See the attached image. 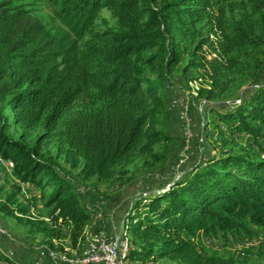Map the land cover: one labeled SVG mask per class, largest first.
<instances>
[{
	"label": "trees",
	"instance_id": "1",
	"mask_svg": "<svg viewBox=\"0 0 264 264\" xmlns=\"http://www.w3.org/2000/svg\"><path fill=\"white\" fill-rule=\"evenodd\" d=\"M51 1L65 28L57 32L22 7L0 4V158L10 161L22 184L51 188L45 206L53 224L43 222L40 230L60 240L71 227L69 244L80 251L91 215L58 158L42 156L39 144L58 142L59 153L81 168L84 179L107 180L136 158L156 157V145L167 137L159 120L164 101L160 81L146 76L147 65L169 69L179 63L176 40L182 37L195 43L194 56L205 46L213 56L198 62L210 84L201 90L209 102L231 87L230 75L261 77L264 0L234 4L236 19L218 0ZM103 10L110 11L113 25L106 19L105 27L97 24ZM4 109L23 137L45 132L36 147L7 134ZM212 112L232 133L264 139V82L234 107ZM0 211L33 223L7 204ZM253 227L264 228V159L209 156L169 189L150 192L131 208L124 228L133 243L126 259L264 264L201 245L203 237L218 234L248 237Z\"/></svg>",
	"mask_w": 264,
	"mask_h": 264
},
{
	"label": "rangeland",
	"instance_id": "2",
	"mask_svg": "<svg viewBox=\"0 0 264 264\" xmlns=\"http://www.w3.org/2000/svg\"><path fill=\"white\" fill-rule=\"evenodd\" d=\"M218 1L221 6H225L228 18L236 19L240 11H231L232 6L245 0ZM3 3H9L12 9L22 7L28 16L42 20L52 32L65 29L55 15L58 6L51 0H0V4ZM104 19L110 25L115 23L108 10L100 13L97 24L105 27ZM203 32L205 34L208 31ZM176 42L180 52L179 63L169 69L163 67L164 65L146 67V76L160 81V93L164 101L159 120L167 137L156 145V157L136 158L126 167H117L112 178L107 180L96 177L84 179L80 176L81 168L74 167L67 161L66 155L59 153L58 142L45 140L39 144L42 156L58 158L66 178L79 193L87 212L93 216L102 214V220L97 225L105 227L108 232H118L123 224L125 226L126 215L138 200L148 196L150 192L169 189L187 171L202 160L206 161L209 156L230 152L264 159V139L250 138L245 132L232 133L224 122L218 120L216 113L212 112L213 109L224 111L247 98L264 82V71L256 79L251 76L230 75L227 79L231 81V87L224 93H218L209 102L207 92L202 93L201 90L209 89L210 84L206 82L198 62L203 60L204 55L212 59L210 49L205 46L194 56L195 43L191 44L190 39L183 40L178 37ZM4 116L9 119L6 131L10 137L24 141L32 147L37 146L38 137L45 132H34L25 138L22 131L12 123V114L8 109H4ZM0 159V207L7 204L25 220L33 222L31 225L20 223L0 211V264H32L39 257L47 260L50 255L59 257L61 261L78 264L83 249L95 234L92 221L84 231L80 251L72 249L69 244L71 227L63 229L60 240L51 239L40 230L43 222L48 227L53 224L51 209L45 206L51 188L22 184L14 175L10 161ZM22 209H27L28 212L23 213ZM121 231L120 234L125 233V228ZM253 233L235 240L218 234L209 238L203 237L200 241L203 248L211 253L241 257L243 262H264V228L253 227ZM128 234L129 241L133 243L131 234ZM246 238H249L248 242L244 243ZM132 247L133 250L134 247L137 249L136 246ZM47 263H54V260H47ZM130 264L177 263L168 259H154L147 262L131 261Z\"/></svg>",
	"mask_w": 264,
	"mask_h": 264
},
{
	"label": "built area",
	"instance_id": "3",
	"mask_svg": "<svg viewBox=\"0 0 264 264\" xmlns=\"http://www.w3.org/2000/svg\"><path fill=\"white\" fill-rule=\"evenodd\" d=\"M101 220L102 214H95V236L92 238V243H89L88 252L81 264H117V255L124 253L120 241V230L113 233L108 232L105 227L97 225ZM248 239L246 238L244 243H247ZM47 260H54L51 264H72L65 260L61 261L54 255L48 256ZM47 260L41 256L32 264H48Z\"/></svg>",
	"mask_w": 264,
	"mask_h": 264
},
{
	"label": "bare ground",
	"instance_id": "4",
	"mask_svg": "<svg viewBox=\"0 0 264 264\" xmlns=\"http://www.w3.org/2000/svg\"><path fill=\"white\" fill-rule=\"evenodd\" d=\"M126 234H127L126 231H125V233L120 234L121 246L123 248L124 253L117 255V264H130L128 262V260L126 259V257L130 253V241H129V238L127 237ZM94 236H95V234H94ZM89 243H92V239L88 242V245L85 246V248L83 249L81 260L78 262V264H81L83 262V260L85 259V255L88 252Z\"/></svg>",
	"mask_w": 264,
	"mask_h": 264
},
{
	"label": "crops",
	"instance_id": "5",
	"mask_svg": "<svg viewBox=\"0 0 264 264\" xmlns=\"http://www.w3.org/2000/svg\"><path fill=\"white\" fill-rule=\"evenodd\" d=\"M91 221H92V224L95 223V216L91 215ZM122 227L124 228V224L122 225ZM123 228H121V229H123ZM121 229H120V231H121Z\"/></svg>",
	"mask_w": 264,
	"mask_h": 264
}]
</instances>
